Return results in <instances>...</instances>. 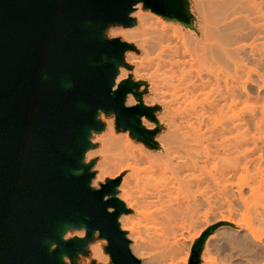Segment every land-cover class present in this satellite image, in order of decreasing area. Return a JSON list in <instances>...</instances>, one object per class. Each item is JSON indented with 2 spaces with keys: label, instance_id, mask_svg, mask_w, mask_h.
<instances>
[{
  "label": "water",
  "instance_id": "obj_1",
  "mask_svg": "<svg viewBox=\"0 0 264 264\" xmlns=\"http://www.w3.org/2000/svg\"><path fill=\"white\" fill-rule=\"evenodd\" d=\"M139 3L191 24L188 0H0V264H77L97 234L111 264H142L119 223L131 213L118 198L123 177L96 189L95 161L86 163L94 134L105 130L101 114L154 142L157 131L141 119L156 122L157 108L144 105L141 83L130 76L116 85L120 67L129 68L126 52L137 48L108 37L111 27L135 26ZM129 95L136 105H126ZM222 225L196 240L190 264H201ZM80 229L86 237L65 240Z\"/></svg>",
  "mask_w": 264,
  "mask_h": 264
},
{
  "label": "bare ground",
  "instance_id": "obj_2",
  "mask_svg": "<svg viewBox=\"0 0 264 264\" xmlns=\"http://www.w3.org/2000/svg\"><path fill=\"white\" fill-rule=\"evenodd\" d=\"M187 11L196 23L197 31L186 24L187 27L179 23L167 24L160 17L156 19L157 26L151 28L150 14L143 11L141 3L130 14L137 27H126L129 29H125L122 35L125 40L136 37L141 53L127 51V62L132 63L130 59L134 61V76L141 77L150 86L151 95L145 99L144 104L162 106L163 112L158 120L167 125V131L159 138V149L154 150L133 141L127 133L120 137L113 128L114 120L108 119L106 131L100 135L101 147L98 151H94V148L89 150L86 162L99 153L101 165H111L112 168L97 172L92 186L96 188L100 181L114 179L127 172L119 186L118 198L133 213L122 214L119 223L121 229L128 232L127 238L133 242L130 249L134 254L143 248L133 218L145 220L147 231L155 235L160 228L162 237L161 224L171 227L179 222L180 225L189 224L191 228L194 225L198 228L206 221L207 209L210 208L215 209L216 214L225 209L229 216L223 214L221 221L234 224L237 233L246 232L239 237L238 243V238L230 237L229 232H220L225 225L220 226L216 233L220 239H226L223 251L238 243V248L237 245L231 248L245 255L248 250L245 251L248 245L246 242L250 240L262 246L254 253L255 260L251 259L252 262L264 260V239L256 234L257 227H253L254 222L253 225L250 222L252 219L248 221L245 218L250 213L247 210L251 201L244 191L247 188L251 199L260 200L253 214L256 215L254 220L264 224V0H193V5L188 0ZM122 67L116 85L129 75ZM254 87L257 93L253 92ZM214 88L221 95L219 99L210 100L207 91ZM254 96L262 102L260 112L256 113V109H252L251 114L247 113L250 114L247 119L233 115V107L241 97L253 99ZM135 104L136 100L129 96L126 105ZM141 121L142 126L148 130L156 126L146 117ZM245 127L257 128V136H260L263 143L259 145L258 141L261 140L257 141L259 144L256 141L252 143L250 139L247 143L244 141L246 137L240 139V131ZM231 134L238 135L231 140L227 139ZM250 168L256 171V180L243 184L242 181L238 184L233 181L240 173L246 172V175ZM241 174L238 179L247 181ZM213 191L216 193H213L215 201L212 205L213 198L209 194ZM241 208L244 209V214L241 212L246 220L242 222L244 224L233 220ZM206 222V226H210V222ZM69 232L65 236L67 239L71 238ZM189 232L187 230V234ZM83 234L77 231L75 237L80 238ZM173 234H165L160 238L163 239L161 242L158 240L165 250L164 254L172 258L184 254L183 262L188 264L190 250L186 251V242L198 240L203 231L195 232L193 236L189 234L190 238L182 233L180 238ZM170 236H173L172 240ZM210 236L201 255V264L213 263L210 260L214 254L211 242L216 235ZM104 243L90 244L91 256L98 263L108 256L103 253ZM206 258H210V262L205 261Z\"/></svg>",
  "mask_w": 264,
  "mask_h": 264
},
{
  "label": "rangeland",
  "instance_id": "obj_3",
  "mask_svg": "<svg viewBox=\"0 0 264 264\" xmlns=\"http://www.w3.org/2000/svg\"><path fill=\"white\" fill-rule=\"evenodd\" d=\"M189 3H190V5H193V0H189ZM142 9H143V11L145 12V13H147V15L148 14H150L149 15V20H150V25H151V28H154L155 26H157V21H156V19H157V17H160L163 21H165L167 24H169L170 23V25L171 24H176V23H179L180 25H182L183 27H187L185 24H182L181 22H178V21H170V20H167V19H164L162 16H159V15H157V14H155V13H153L151 10H149V9H145L144 8V6L142 5ZM190 22H191V24H190V26H188V27H191V28H193L195 31H197V28L195 27L196 26V23L195 22H193L192 20H190ZM137 27V25L136 26H134L132 29H134V28H136ZM125 29H129V28H124V27H122V26H115V27H111L110 29H109V31H108V37L109 38H120L122 41H125V42H128V43H130V44H133V45H135V47L137 48V51H129V52H135V53H137V54H140L141 53V51L139 50V48H138V46H139V43H138V39L136 38V37H133L132 39H130V40H125L124 38H123V35H122V32L125 30ZM128 52V53H129ZM127 53V54H128ZM127 54H126V57H125V62H126V64L129 66V68H126L125 66H123L122 68H125L128 72H129V75H128V77H132V79H133V81L134 82H140L141 83V86H140V88H139V90H138V92H140L141 93V95H142V100H143V102L145 101V99L146 98H148L150 95H151V89H150V86L148 85V83L147 82H144L143 80H142V78L141 77H136V76H134V74H133V70L135 69V66H134V64H133V60L132 59H130L131 61H132V63L129 61V62H127ZM127 77V78H128ZM137 78V79H136ZM126 79V78H125ZM124 79V80H125ZM123 81V80H122ZM256 89V90H255ZM222 91H223V89H222ZM257 91V88L256 87H254L253 88V92H255V93H257L256 92ZM208 92V97L210 98V100H214V99H219V97H220V95H221V93H219L215 88L214 89H210V90H208L207 91ZM256 95V94H255ZM129 96H132L133 98H134V96L133 95H129ZM256 96H254V98L253 99H248V98H246V99H243L242 97V99L240 98V100H239V102L233 107V115L234 116H236L237 118H242V119H247V118H249V116H250V114H251V112L254 110V109H256V110H254V111H256V113H258V112H260L259 111V108L261 109L262 107V102L260 103V101H258V100H256L257 98H255ZM128 99H129V97H128ZM127 99V100H128ZM135 99V98H134ZM136 100V99H135ZM259 103V104H258ZM136 104H137V101H136ZM135 104V105H136ZM261 104V105H260ZM145 105V104H144ZM130 106H133V105H130ZM145 106H148V107H153V108H157V110L154 112V114H155V116H156V118H157V121L156 122H152V121H150V120H148V121H150V122H152V123H155V128L152 130V131H157L156 132V134H155V136H154V142H153V144L151 145V148L152 149H154V150H158L159 149V143H158V141H159V138L167 131V125H165V124H161L160 123V121L158 120V116H160V115H162V112H163V108H162V106L161 105H159V104H152V105H145ZM253 109V110H252ZM258 109V110H257ZM248 112H250V114H247ZM247 115H249V116H247ZM102 118H100L101 119V121L105 124V126L107 125V123H106V121L109 119V120H111V118L114 120V125H113V128H114V130H115V132H117L118 134H120V137H124V135L127 133V135L130 137V139H132L133 141H135V142H137V143H142V144H144L143 142H141V141H139V140H137V139H135V138H132L131 137V135H130V132L129 131H125V130H123V129H120V130H118L117 129V125H116V117L114 116V115H111V116H106V115H104V114H102ZM246 128V127H245ZM245 128H243V129H241L242 131H240L241 133H240V139H242V138H245L244 139V141L246 142L247 141V143H249V141L251 142L252 141V143H253V141H258V140H261V142L260 141H258L257 142V144H259V145H261V143H263L264 142V137H262V139H263V142H262V139H260L257 135H259V130L257 129V128H255V127H247L246 128V130H244ZM256 129V130H255ZM264 129V128H263ZM106 131V127H105V130L103 131V132H101V133H99V134H94V136H93V138H92V143L94 144V151L96 150V151H98L99 150V148L101 147V143H102V139H101V137H100V135L101 134H103L104 132ZM245 131V132H244ZM257 131V132H256ZM262 131H264V130H262ZM262 131H260L261 132V136H262ZM244 133H245V135H244ZM238 134H231V135H228L227 136V139H233V138H235L236 136H237ZM255 136V138H253ZM256 136L258 137V138H256ZM250 139V140H249ZM252 139V140H251ZM255 139V140H254ZM243 140V139H242ZM242 140H241V142H242ZM249 140V141H248ZM243 141V142H244ZM255 142V143H256ZM146 145V144H145ZM147 146V145H146ZM148 147H150V146H148ZM158 147V148H157ZM257 152V151H256ZM255 152V153H256ZM111 154H113V152L111 151L110 152ZM257 155V154H256ZM100 158H101V155L98 153V154H96V155H94L91 159H89L88 160V162L90 163V162H92V161H95V165H94V167H93V172H95L96 174H97V172H99V171H104V170H107V171H109V169L111 170V165H101L102 164V161L100 160ZM88 162H86V163H88ZM253 168V167H252ZM252 168H250V170L252 171V170H254V169H252ZM249 170V171H250ZM248 171V172H249ZM247 172V176L245 175V173L246 172H243L244 173V175H243V173L241 174V176L245 179V180H247V181H243V179L242 180H240V179H238L239 177H240V174L239 175H237V179L235 178L233 181L235 182V183H240V181H242V183L241 184H243L244 182L246 183V182H248V181H252V179H253V181H254V179L256 180V177H257V175L255 176L254 174L256 173V171L254 170V171H252V172H250V174ZM255 172V173H254ZM248 174H249V176H248ZM251 174H253V175H251ZM127 175V172H123V173H121L119 176H122V177H125ZM119 176H117V177H119ZM116 177V178H117ZM249 177V178H248ZM107 179H110V178H106V179H104L103 181H100L99 183H98V187H96V189H99L100 188V185L101 184H104L105 182H106V180ZM115 179V178H114ZM251 179V180H250ZM123 180V179H122ZM236 180V181H235ZM122 183V182H121ZM121 185V184H120ZM120 189V187L118 188V190ZM244 191H245V195H246V197H249V199H250V203H248V212H250V213H248L247 211V213H248V216H246L245 218H246V220H251L250 222H252V225H253V222H254V225H253V227L255 228V227H257V228H255L256 230V234L257 235H260L263 239H264V224H262L261 225V223H259V222H257L256 220H254V218L256 217V215H254L253 214V212L259 207V204L257 203V201L259 202L260 200H258V199H251L250 198V194H249V190L247 189V188H244ZM213 193H216L215 191H213L212 192V194L210 195L209 194V196H212V197H210V198H213V197H215L214 196V194ZM120 195V190H119V193H118V196ZM214 199V198H213ZM213 199H211V202H212V205H213V202L215 201V199L213 200ZM256 204H258V206L256 207ZM216 205V204H215ZM255 206V207H254ZM214 207V206H213ZM214 208H216V206L214 207ZM244 209L243 208H241V210H240V213L238 214L237 213V215H235L234 217H233V220L235 221V223H238V224H240L239 223V221L241 222V224H244V223H242V222H246V220L244 219V217H242V215H241V212L244 214V211H243ZM254 210V211H253ZM207 211H208V217H209V219H208V217L206 218V221H208V222H210L209 224H210V226H206V221L205 222H203L202 223V226H204L205 228H202V226H201V224H200V226H198V228L197 227H195V225L194 226H192V228H191V225H187V224H185V225H187V226H189V227H187V226H184L183 224H181L180 225V223L179 222H175L176 224H172L171 225V227H167V226H164L163 224H161L162 226H160L161 228H162V237H163V235H165V234H168V235H171V234H173V233H171V234H169L171 231L172 232H174V234H173V236L176 234L177 235V237L178 238H180L179 236L180 235H184L185 237H189L190 238V235L191 236H193L194 235V233L196 232H199V231H205L207 228H209V227H211V226H213L214 224H217V223H222V224H224L225 225V227H223L221 230H220V232H229L230 233V237L232 236H234V238L235 237H237L238 238V240L236 241V242H238L239 241V237H241V235H244V234H246V232H242L241 234L240 233H237V232H235V230H234V227H235V225L234 224H231V223H229V224H231V225H229V224H227L226 222H222L221 221V216H223V214L225 215V216H227L228 215V213L226 212V210L224 209V210H221L222 212V214L220 213V211H219V213L221 214H216L217 213V211H215V209H207ZM213 211V213H211ZM133 213V211L131 210V213H129V214H127V215H131ZM210 214V215H209ZM214 214H215V216H214ZM249 214H250V216H249ZM256 214V213H255ZM254 215V216H253ZM212 216V217H211ZM229 216V215H228ZM240 216V217H239ZM251 216H253V218H251ZM247 217H249L248 219H247ZM216 219V220H215ZM219 219V220H218ZM237 219V220H236ZM241 219V220H240ZM214 222H213V221ZM233 221V222H234ZM247 221V222H248ZM133 222H134V224L136 225V228H137V232H138V234H139V237H140V243H141V245H142V250H140L139 251V253L137 254V252L134 254L140 261H141V263L142 264H172V263H174V264H184V262H183V259L185 258V255L184 254H182V255H178L177 254V257H174V258H172L171 256H166V254H164L165 253V250L163 251V246L160 244V242L163 240V239H160V238H162L161 237V235H160V232L161 231H159V230H161L159 227V230H158V234H153L154 232H152V231H147L148 229H147V223L145 222V220H143V219H138V218H133ZM250 222L248 223V224H250ZM259 223V224H258ZM167 225V224H166ZM178 225V226H177ZM180 225V226H179ZM183 225V226H182ZM199 225V224H198ZM175 226V227H174ZM230 228H229V227ZM262 226V227H261ZM173 227V228H172ZM177 227V228H176ZM186 227V228H185ZM195 227V228H194ZM252 227V226H251ZM157 228V229H158ZM182 228V229H181ZM221 227H219L218 229H220ZM173 229V230H172ZM183 229H185L184 231H183ZM188 231H190L189 232V234H187V230ZM198 229V230H197ZM217 229V230H218ZM166 230V231H165ZM182 230V231H181ZM216 230V231H217ZM77 231H79V232H82V233H84L83 234V236L82 237H80V238H84V237H86V229H80V230H77ZM77 231H72V232H69V234H71V238H73V237H75V233L77 232ZM168 231H169V233H168ZM178 231V232H177ZM185 231H186V233H185ZM216 231H215V233H213L212 235H216L215 236V239L214 240H212V242H211V244L213 245V247H211V249H212V251H213V255H211V259L210 258H206L205 259V261H207V262H210L209 261V259L210 260H212V264H261L262 263V261H263V263L262 264H264V260H258V261H255V262H252V260L251 259H253L254 257V253L258 250H260V248H262V246L260 245V244H256L254 241H250L249 240V242H251V243H249V242H246L248 245V247L247 246H245L246 247V249H245V251L247 250V248H248V250L250 251H246L245 252V255H244V253H243V255H244V257H243V255H242V253H240V251H239V253L237 252L238 251V249H236V248H231V247H235V245H237L238 243H235L234 244V246L232 245V246H230V248H227V249H225L224 251H223V248L222 247H225L226 246V244H225V241H226V239L225 238H223L224 240H222V239H220L219 237H218V235H217V233H216ZM233 231V232H232ZM75 232V233H74ZM125 232H127V231H125ZM156 232V231H155ZM177 232V233H176ZM182 233V234H181ZM74 234V235H73ZM127 235H128V232H127ZM150 235H154V236H150ZM240 235V236H239ZM155 236H156V238H155ZM173 236H172V238H171V236H170V240H172L173 239ZM157 237H159V238H157ZM211 237V236H210ZM188 238V239H189ZM65 239H67V238H65ZM70 239V238H69ZM153 239V240H152ZM130 241H131V244L133 243L132 242V240L131 239H129ZM160 242H159V241ZM105 241V243L103 244V253L107 256L108 254L105 252V247L106 246H108V243H107V241L106 240H103V239H99V237H98V234H97V236H96V240L94 241V242H92L91 243V245H93V244H96V243H102V242H104ZM195 242H196V240L194 241V242H191L190 240L188 241V242H186L187 243V245H185L186 247V251H188V250H190V258H191V253H192V248H193V246H194V244H195ZM185 243V244H186ZM246 243H245V245H246ZM158 244H159V246H158ZM163 244V243H162ZM225 245V246H224ZM260 245V246H259ZM188 246H190V247H188ZM240 246V245H239ZM251 246V247H250ZM237 248H238V245L236 246ZM90 245H89V247H88V254L87 255H81L80 257H79V259H78V262H77V264H92L93 262H96V263H98V261L97 260H95V259H93L92 258V256H91V251H90ZM239 248H241V247H239ZM161 249V250H160ZM221 249V250H220ZM229 249L231 250L230 252H229ZM233 249V250H232ZM226 250H228V252L226 251ZM136 251V250H135ZM162 251H163V253H162ZM225 251H226V253H225ZM203 252H204V250H203ZM185 253H187V252H185ZM229 253L231 254V255H229ZM139 254H141V255H139ZM142 254H143V256H142ZM146 254V255H145ZM138 255V256H137ZM159 255V256H158ZM234 255V256H233ZM236 255V256H235ZM241 255V256H240ZM140 256V257H139ZM184 256V258L182 259V257ZM213 256V257H212ZM230 256H232V258L230 257ZM231 259H230V258ZM242 257V258H241ZM171 260H170V259ZM190 258H189V262H188V264H190ZM221 258V259H220ZM225 259V260H224ZM251 261H250V260ZM171 262H170V261ZM172 260H173V262H172ZM254 260H255V258H254ZM228 261V262H227ZM69 261L67 260V263H68ZM227 262V263H226ZM248 262V263H247ZM250 262V263H249ZM112 262H111V259H110V256L108 255L107 256V258H105L101 263H99V264H111Z\"/></svg>",
  "mask_w": 264,
  "mask_h": 264
}]
</instances>
